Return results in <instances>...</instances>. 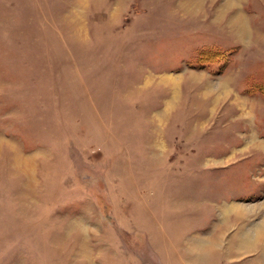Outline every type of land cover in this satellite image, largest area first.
<instances>
[{
    "label": "rangeland",
    "instance_id": "obj_1",
    "mask_svg": "<svg viewBox=\"0 0 264 264\" xmlns=\"http://www.w3.org/2000/svg\"><path fill=\"white\" fill-rule=\"evenodd\" d=\"M0 264H264V0H0Z\"/></svg>",
    "mask_w": 264,
    "mask_h": 264
}]
</instances>
